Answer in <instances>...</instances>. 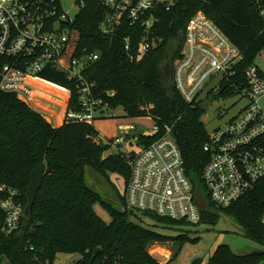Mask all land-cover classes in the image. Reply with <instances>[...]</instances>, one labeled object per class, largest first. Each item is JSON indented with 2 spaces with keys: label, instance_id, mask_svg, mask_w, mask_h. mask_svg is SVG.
<instances>
[{
  "label": "trees",
  "instance_id": "obj_1",
  "mask_svg": "<svg viewBox=\"0 0 264 264\" xmlns=\"http://www.w3.org/2000/svg\"><path fill=\"white\" fill-rule=\"evenodd\" d=\"M84 3L71 25L70 56H78L84 50L100 53V58L87 69V75L96 82L103 101L108 100L113 109L123 108L127 117L149 112L161 128L156 137L171 127L194 191H204L201 174L210 159L204 150L208 139L202 121L204 111L200 105L182 98L172 72L168 71L169 62L171 57L181 56L180 35L192 15L202 10L244 54L243 65L252 64L264 47V22L257 8L250 0H174L172 9L161 14L155 29L161 37L160 45L134 60L124 51L120 35L110 40L101 32L100 22L106 10L100 1ZM43 78L71 87L65 74L58 70L46 71ZM37 84L41 87L37 107L45 109L40 97L46 91H62L40 81ZM108 91L115 92L113 98H108ZM56 118L59 122V116ZM98 134L94 124L84 122L56 126L16 94L0 90V185L17 189L18 200L25 209L32 172L46 164L32 218L23 216L21 227L13 233L0 229V264L3 259L5 264H56V256L61 252L81 254L77 264H162L148 252L149 244L184 242L189 238L188 233L175 236L158 231L142 217L156 220L164 229H174L199 223L216 225L220 214H225L241 226L247 238L264 247V225L260 221L264 213V177L229 207H216L207 198L197 223L128 210L123 195L121 210L104 201L85 182L86 166L104 175L118 173L125 185L130 179L127 161L120 154L108 153V143ZM98 202L109 211L110 223L95 213L94 205ZM98 249L101 253L94 258ZM263 260L264 249L238 254L231 246L221 244L207 262L194 259L191 264H260Z\"/></svg>",
  "mask_w": 264,
  "mask_h": 264
},
{
  "label": "built area",
  "instance_id": "obj_2",
  "mask_svg": "<svg viewBox=\"0 0 264 264\" xmlns=\"http://www.w3.org/2000/svg\"><path fill=\"white\" fill-rule=\"evenodd\" d=\"M75 1L80 10L85 6L84 0ZM99 1L106 10L101 32L110 40L120 35L131 59L140 60L160 45L155 29L174 0ZM250 1L264 22V0ZM75 18L63 11L61 0H0V90L33 106L41 90L37 81L48 84L45 72L61 71L71 87L49 82L62 92L40 97L46 107L38 110L56 122L59 116L62 124L95 125L97 120L114 118V109L108 100L103 101L96 82L87 75L100 53L84 50L70 56V29ZM182 35L181 56L172 59V74L186 102L205 111L210 96L248 100L237 115L208 131L204 150L210 159L201 174L205 196L194 191L171 127L156 137L161 128L149 112L138 117L124 115L112 135L99 131L98 137L130 167L123 193L126 209L197 223L207 198L216 207H229L264 177V108L260 103L264 101V69L260 65L264 47L252 64L244 66V54L202 10L192 15ZM107 95L111 99L115 92ZM140 119L150 121L146 129H139ZM0 194V229L13 233L24 216L19 191L2 184ZM260 221L264 225V213Z\"/></svg>",
  "mask_w": 264,
  "mask_h": 264
},
{
  "label": "rangeland",
  "instance_id": "obj_3",
  "mask_svg": "<svg viewBox=\"0 0 264 264\" xmlns=\"http://www.w3.org/2000/svg\"><path fill=\"white\" fill-rule=\"evenodd\" d=\"M61 3L63 11L71 17H75L80 10L75 0H61ZM169 63L168 71L172 72V57ZM260 65L264 69V63ZM47 83L50 86L57 87L54 84ZM45 94H49L52 97L55 96V93L52 94L51 92H45ZM247 103V99H240L238 96H210L206 102L207 106L202 116V121L206 129L211 132L216 127L224 125L230 118L237 115ZM260 103L264 108V101ZM33 107L37 110L40 109L35 106L34 103ZM112 112L115 115L114 118L97 120L95 123V126L100 132H104L108 135H112L115 132L116 126L119 125L122 121V116L125 115L123 108L114 109ZM44 115L49 121H52L54 125H62L61 122H56L53 116L50 117L51 115L47 113H44ZM138 122L140 124V130L146 129V126H149L150 123L148 119H140ZM108 153L111 152L108 151ZM85 182L87 186L97 192L104 201L118 209H123L124 203L121 195L124 193L125 180H123L118 173L108 172L107 175H104L98 172L94 167L86 166ZM200 193L202 196H205L202 189ZM94 211L106 223L111 222L112 217L101 202L94 205ZM142 219L147 225H153V228L165 234L175 236L189 234V238L184 242L175 240L164 243L153 242L148 245V252L162 264L169 260L168 264H191L194 259H202L204 262H207L216 248L221 244L231 246L233 251L238 254L258 252L264 249L263 246L247 238L241 226L234 219L225 214H220V218L216 225L199 223L197 225L175 226L174 229H164L159 222L149 217H142ZM155 245L159 246L157 252H153V247ZM80 258L81 254L79 253L61 252L57 254L55 263L77 264ZM2 261V264L6 263V260L3 259ZM260 264H264V260Z\"/></svg>",
  "mask_w": 264,
  "mask_h": 264
},
{
  "label": "water",
  "instance_id": "obj_4",
  "mask_svg": "<svg viewBox=\"0 0 264 264\" xmlns=\"http://www.w3.org/2000/svg\"><path fill=\"white\" fill-rule=\"evenodd\" d=\"M183 35H180V41H182ZM170 58V54L167 53L166 59ZM46 170V164L42 163L36 167L32 172L31 181L26 188V195L28 203L24 209V216L28 219L32 218L33 215V206L36 200L37 193L42 186L43 177ZM101 253V249H98L94 255V258Z\"/></svg>",
  "mask_w": 264,
  "mask_h": 264
},
{
  "label": "crops",
  "instance_id": "obj_5",
  "mask_svg": "<svg viewBox=\"0 0 264 264\" xmlns=\"http://www.w3.org/2000/svg\"><path fill=\"white\" fill-rule=\"evenodd\" d=\"M117 127V126H116ZM116 129V128H115ZM102 133H104V132H102ZM104 134H106V133H104ZM106 135H108V134H106ZM159 246H157V245H155L154 247H153V252H157V249H159L158 248ZM162 260H164V259H162Z\"/></svg>",
  "mask_w": 264,
  "mask_h": 264
},
{
  "label": "bare ground",
  "instance_id": "obj_6",
  "mask_svg": "<svg viewBox=\"0 0 264 264\" xmlns=\"http://www.w3.org/2000/svg\"><path fill=\"white\" fill-rule=\"evenodd\" d=\"M39 104H40V102H39L38 98L36 97V99L34 100V105L39 106Z\"/></svg>",
  "mask_w": 264,
  "mask_h": 264
}]
</instances>
